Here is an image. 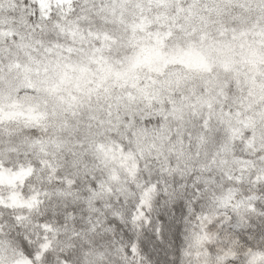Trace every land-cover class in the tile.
<instances>
[{"label": "snow or ice", "instance_id": "snow-or-ice-1", "mask_svg": "<svg viewBox=\"0 0 264 264\" xmlns=\"http://www.w3.org/2000/svg\"><path fill=\"white\" fill-rule=\"evenodd\" d=\"M0 264H264V0H0Z\"/></svg>", "mask_w": 264, "mask_h": 264}]
</instances>
